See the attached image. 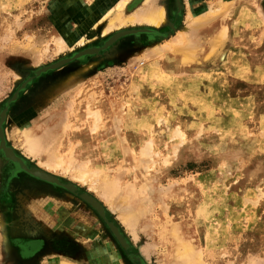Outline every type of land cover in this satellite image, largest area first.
I'll use <instances>...</instances> for the list:
<instances>
[{
    "label": "rangeland",
    "instance_id": "1",
    "mask_svg": "<svg viewBox=\"0 0 264 264\" xmlns=\"http://www.w3.org/2000/svg\"><path fill=\"white\" fill-rule=\"evenodd\" d=\"M61 1L0 0V112L8 102L3 136L37 166L15 141L16 125L67 104L63 165L52 173L76 190L12 174L0 156V264H47L51 254L79 264H163L174 227L198 249L202 264H264V0H179L181 9L176 0H154L163 11L158 25L122 27L153 33L127 35L35 77L36 68L101 47L112 33L103 34L111 16L85 24L79 8H56ZM144 3L129 0L122 16ZM209 8H215L211 30L226 26L220 54L198 63H135L152 45L172 44L189 12L197 17ZM79 31L87 34L82 44L55 49L56 38L73 41ZM72 76L85 83L67 103L55 89ZM77 170L88 171L85 182L72 178ZM98 173L119 182L114 196H105ZM79 193L101 203L127 249ZM132 196H140L145 212L128 225L123 217Z\"/></svg>",
    "mask_w": 264,
    "mask_h": 264
},
{
    "label": "bare ground",
    "instance_id": "2",
    "mask_svg": "<svg viewBox=\"0 0 264 264\" xmlns=\"http://www.w3.org/2000/svg\"><path fill=\"white\" fill-rule=\"evenodd\" d=\"M128 1L129 0H62L61 4L60 5L58 4L56 8H62V9L66 7L76 8V9L79 8L78 12L81 14L80 17L85 18L86 20L85 24L90 22L91 24L96 25L95 23L97 21L102 20L108 16H111L108 20L109 23L107 27L103 31V34L108 31L110 32L112 31V33L103 42L102 47L92 46V47H86L81 50L75 51L69 57L66 56L65 58L57 60L48 66L43 65L41 67L36 68L34 73L40 72L46 69H52L53 66H56L64 61H69L73 58L74 60L75 58L77 59L83 58V55L88 54V53L91 55H97L98 54L97 49L101 48V50H103L106 47L107 48L111 47L115 42L127 36L129 32H131V30H134V28L123 29L122 27L125 26L127 23L133 25L136 22H140V23L146 22L147 24L153 26V25H158L159 21L163 20V11L162 9H160L162 7H157V6L154 7L153 5L154 0H145V3L143 4V6L140 7L142 9H139L137 11L135 10L136 12H134L130 16H127V17L122 16L123 14L122 10L123 8H125ZM179 2L181 3V1ZM231 2L229 6H231ZM227 3H229V1ZM227 3H225L224 7L228 6ZM214 9L215 8L213 9L209 8L208 11H206L205 13L197 17L191 16L190 14L191 12H189L187 15V22L185 23L184 27H182L183 29L181 30V32L178 33L176 40L172 44H169L171 43L169 41V43L166 42L167 44L164 43L163 45H158V44L152 45L149 49L144 51V53L139 58H134L135 63L139 59H143V60H147L149 63H151V65L155 66L158 60L162 58L172 59L173 61H179L180 64H186L190 62L198 63V61H201L203 59L208 61V59L215 56V54L217 56V53L220 54L221 51H217V50L223 42L222 40H223L224 35H226L225 34L226 26L221 25L218 28H216V30L214 31L211 30L210 26L212 25V23L215 22L213 21V19L215 18V16L213 18V15H215L213 14ZM187 11H188V8H187ZM225 11H222V12L224 13ZM86 35L87 34L83 33L82 31H79L77 34L74 35V38H72L73 41L72 40L70 41L68 39H63L59 36V38L55 39V44L57 46V47L55 46L56 47L55 49H57L58 51H61L62 49L71 48L73 42L82 44V42L85 40ZM160 37H163V35H160ZM203 42L208 43L207 44L208 47H204ZM200 46L201 48L199 49ZM196 56H198V58H196ZM83 83H85L83 82V80L81 82L80 80H76V78H73L72 76L62 81L58 85V87L55 89V91L58 94H62V96L63 95H65V97L67 96L68 97L67 103L75 102L77 96L81 93L80 89L84 85ZM66 109H69L67 104L66 106H63L62 109L59 112H57L55 115L48 116L45 119H42L36 122L35 121L32 123L28 122L25 125L23 124V126L16 125V128L13 132L15 141L23 147L24 151H26L28 154L32 155L33 157L39 160L37 166H28L25 159L22 156H19L17 152H15V150L13 149L14 147H11L10 145H8L4 136H3L4 138L3 137L0 138V154H1L0 156L6 162L12 164L14 173L15 171L23 172L27 175V177L29 176L30 178L36 179L39 182H42L48 185L59 186L70 192L75 191L76 193V190H74L75 186L72 183L63 184L61 183L59 178L55 174L52 173V170L55 171L58 168L62 167L63 165V159L61 155L65 151V149L64 150L61 149V139L64 134V129L66 130V128L63 127L64 126L63 119L66 118L65 116L67 114ZM93 117H94L95 123H97L99 114L95 112L93 113ZM5 118H6V112L4 111V108H3L2 111L0 112V122L5 120ZM148 149H149L148 144L141 148L139 152L140 154L139 159L141 161H145L143 158H148V155H147ZM70 159H68L69 164L71 162ZM87 172L88 171L85 172L82 170H77L75 171V174L72 176V178H74V180L76 179L81 182H85ZM97 175H101V177L99 178V182H100L99 185H101V187L103 188V193L105 194V196H107L106 195L107 193L110 197L114 196L115 195L114 193L118 190L119 182L115 180L114 177L106 176L105 173L103 174L98 173ZM138 198L135 196H132V198L129 197L127 199V201L129 202L131 206L129 210L127 211V213L125 214V216L123 217V221L128 225H130L131 222H134V220L137 218L138 215L140 214L142 215L145 212L143 209V201L142 199L139 200ZM81 200L85 204H87L98 216H99V212L100 214L103 213V209H104L103 206L93 196L88 195V194L82 195ZM114 231L117 236L122 238V243L125 245L126 240L124 239L122 233L118 231L120 234L119 235L116 230ZM169 236L170 237L167 240V242L170 245L169 250L171 251V253L169 257L168 255L167 257L165 256L166 261H164L163 264H202L200 262L201 259L199 258V255H198V249H194L192 248V246H190L191 243L190 244L188 243V239L186 238L185 233L183 232L179 233L177 231V228L174 227L171 229V233L169 234ZM52 263L54 264H79L70 258L66 259L65 257H60L55 254H51L48 257L47 264H52Z\"/></svg>",
    "mask_w": 264,
    "mask_h": 264
},
{
    "label": "water",
    "instance_id": "3",
    "mask_svg": "<svg viewBox=\"0 0 264 264\" xmlns=\"http://www.w3.org/2000/svg\"><path fill=\"white\" fill-rule=\"evenodd\" d=\"M176 4H177V8L179 9L180 8V2H179V0H176ZM139 32H145V33H153L151 30H148V29H137V30H131V32H129V34H133V33H139ZM128 34V35H129ZM98 51L99 50H101V48L100 49H97ZM97 51V52H98ZM93 54V53H92ZM85 55H91V54H85ZM85 55H83V56H85ZM75 59H77V58H75ZM72 60H74V58L73 59H71V60H69V61H72ZM69 61H64V62H62V63H60V64H58V65H56V66H53V68L52 69H46L47 71L48 70H53V69H55V68H58L59 66H61V65H63V64H66L67 62H69ZM51 68V67H50ZM46 70H42V71H40V72H36V73H34V75H39V74H41V73H44V72H46ZM23 88V86H21V89ZM15 96H16V93L14 94V96H13V98L11 99V100H13L14 98H15ZM7 105H8V102H7ZM6 110H7V106L5 107V109H4V111L6 112ZM3 122H4V120L3 121H1L0 122V138L1 137H3V135H2V124H3ZM2 135V136H1ZM74 190H75V188H74ZM82 195H87V194H80V198H82ZM103 209V208H102ZM99 216L102 218V220L104 221V223L106 224V226L108 227V229L110 230V232L112 233V235L114 236V238L119 242V244L124 248V249H127L129 246H128V244H127V242H126V244L124 245L123 243H122V238H120L119 236H117L116 234H115V231L114 230H116L117 231V233L119 234V230H118V228L116 227V226H114L113 225V223H111V222H109V221H107V219H106V217H105V213H104V209H103V213H101L100 214V212H99ZM120 235V234H119ZM121 241V242H120ZM133 259H135V260H137V261H140L138 258H133ZM141 264V263H140Z\"/></svg>",
    "mask_w": 264,
    "mask_h": 264
},
{
    "label": "flooded vegetation",
    "instance_id": "4",
    "mask_svg": "<svg viewBox=\"0 0 264 264\" xmlns=\"http://www.w3.org/2000/svg\"><path fill=\"white\" fill-rule=\"evenodd\" d=\"M101 47H102V46H101ZM98 52H99V51H98ZM39 75H40V74H39ZM39 75H37V76H39ZM34 76H35V75H34ZM37 76H35V77H37ZM31 78H32V77H30V78L28 77V78L26 79L27 81L25 80L26 83L24 82V83H23L24 85L22 84L21 86H23V88H24L25 84H27L28 82H30V81L32 80ZM29 79H30V80H29ZM28 80H29V81H28ZM21 86H20V87H21ZM23 88H22V89H23ZM19 89H20V88H19ZM20 90H21V89H20ZM6 106H7V104H6ZM4 109H5V108H4ZM4 121H5V120H4ZM27 165H28V164H27ZM11 166H12V164H11ZM28 166H30V165H28ZM11 173H12V174H21V173H22V175L26 177L25 179H27V175H26L25 173H23V172H18V171L16 172V171H15V173H14L13 166H12ZM28 178H30V177L28 176ZM20 179H21V177L18 179V181H19ZM30 179H32V178H30ZM32 180H34V179H32ZM35 181H37V180H35ZM61 183H62V182H61ZM63 184H64V183H63ZM99 217H100V216H99Z\"/></svg>",
    "mask_w": 264,
    "mask_h": 264
}]
</instances>
